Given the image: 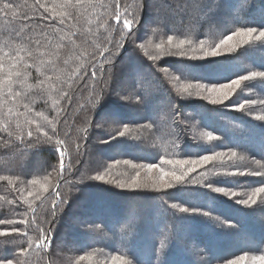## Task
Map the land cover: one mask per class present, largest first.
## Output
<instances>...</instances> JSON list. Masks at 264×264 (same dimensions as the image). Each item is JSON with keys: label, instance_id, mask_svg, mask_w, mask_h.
<instances>
[{"label": "trees", "instance_id": "obj_1", "mask_svg": "<svg viewBox=\"0 0 264 264\" xmlns=\"http://www.w3.org/2000/svg\"><path fill=\"white\" fill-rule=\"evenodd\" d=\"M261 31L264 0H0V262L259 264L264 76L206 89L264 73Z\"/></svg>", "mask_w": 264, "mask_h": 264}, {"label": "snow or ice", "instance_id": "obj_2", "mask_svg": "<svg viewBox=\"0 0 264 264\" xmlns=\"http://www.w3.org/2000/svg\"><path fill=\"white\" fill-rule=\"evenodd\" d=\"M6 8H11L12 5L8 4L5 5ZM131 21L129 20H124V24L126 27H131ZM257 31V29L255 28H241L238 32L234 33L233 35L228 36L225 40H222L220 45H218L216 47L215 50L210 51L208 53H206V55L208 56H216L219 55L220 53V48L227 45L229 43V41L233 40L234 36H239L245 39V42H247L248 39L251 38V36ZM260 36L264 37V31L260 32ZM169 43H171V37H169ZM184 42L181 41V44H183ZM229 51H231L232 49L229 48ZM18 75V74H17ZM256 76H264V73H257V72H253L251 73L250 76H240L238 79L232 80L230 83L227 84H222L219 86V89H217V87L215 85H213L211 88H207L206 90L211 93V94H216L217 95V100L213 101L214 103H221L224 100H228L229 96L240 86L242 81L251 79L252 77H256ZM9 90H10V85H9ZM240 108H243V105H239ZM29 135H31V132L28 133ZM119 135H124V132H120ZM212 137H209V139H211ZM216 157L212 156V155H204L202 156L199 160L193 161L192 162V167L188 169V171H192L194 170L195 165L198 164H204L206 162L212 161L214 160ZM166 163H173L172 161H166ZM179 163H184V162H179ZM147 169L149 172H151L153 169H159L160 171V175L158 177H152L149 176V180L150 182L155 186L156 184H162L163 187L165 188H170L172 187V183L167 179L168 177H171L172 180H175L177 182L181 181L183 179V174L181 175H177L175 172H165L163 168H160L159 165L157 164H148L147 165ZM256 175H264V173H256ZM98 179L103 180L104 177L100 176L98 177ZM120 187H125V185L123 183L119 184ZM127 187H140V173L137 172L136 173V178L132 181L131 184L127 185ZM217 191H221V192H226L225 189L223 188H217ZM260 192H264V188H259L256 189V192L253 193V195H256V193H260ZM248 202V201H246ZM253 203L255 202V200L252 201ZM183 211H188L187 208L183 209ZM4 233H0V235H3ZM244 257L239 258L238 260H233L230 262V264H243L244 262ZM260 261H264V256L258 257L257 258ZM0 264H2V262H0ZM7 264H12V261H7Z\"/></svg>", "mask_w": 264, "mask_h": 264}, {"label": "rangeland", "instance_id": "obj_3", "mask_svg": "<svg viewBox=\"0 0 264 264\" xmlns=\"http://www.w3.org/2000/svg\"><path fill=\"white\" fill-rule=\"evenodd\" d=\"M227 38V37H226ZM225 38V39H226ZM239 40V36H234V38H233V40H231V41H229V43L227 44V45H225V46H223V47H221L220 48V51L222 50V49H228V48H230V47H232V45L233 44H235L237 41ZM217 89H219V87H217ZM207 97L208 98H210V100H212V101H215V100H217V95L216 94H211V93H209V92H207ZM108 115H110V114H108ZM107 117V116H106ZM106 117H104V118H106ZM155 171H158L157 169H153L152 170V172H155ZM146 172V173H145ZM145 172H142L143 173V177L144 178H147V177H149V176H154L155 174L154 173H152V174H147L149 171H145ZM145 173V174H144ZM160 174H158V173H156V175L155 176H159Z\"/></svg>", "mask_w": 264, "mask_h": 264}, {"label": "clouds", "instance_id": "obj_4", "mask_svg": "<svg viewBox=\"0 0 264 264\" xmlns=\"http://www.w3.org/2000/svg\"><path fill=\"white\" fill-rule=\"evenodd\" d=\"M259 264H264V261H260Z\"/></svg>", "mask_w": 264, "mask_h": 264}]
</instances>
